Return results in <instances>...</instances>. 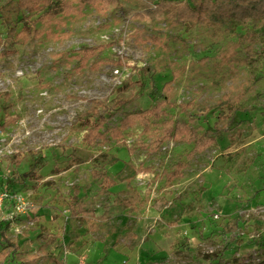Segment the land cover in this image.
<instances>
[{
	"label": "rangeland",
	"instance_id": "1",
	"mask_svg": "<svg viewBox=\"0 0 264 264\" xmlns=\"http://www.w3.org/2000/svg\"><path fill=\"white\" fill-rule=\"evenodd\" d=\"M158 1L86 6L38 24L48 36L7 43L18 51L0 56V127L16 121L0 131V191L11 196L0 264H264V25L176 24L148 13ZM1 6L5 39L3 19L19 31L28 14L17 0ZM85 48L99 49L81 69ZM225 95L241 100L234 114L219 105ZM93 100L101 106L90 118L109 121L104 139L84 147ZM157 104L149 131L112 136L126 113ZM177 122L216 144L193 158L185 141L155 147ZM105 177L116 182L107 193Z\"/></svg>",
	"mask_w": 264,
	"mask_h": 264
},
{
	"label": "trees",
	"instance_id": "2",
	"mask_svg": "<svg viewBox=\"0 0 264 264\" xmlns=\"http://www.w3.org/2000/svg\"><path fill=\"white\" fill-rule=\"evenodd\" d=\"M13 1V0H12ZM192 4L177 0H159L148 13L154 16H160L164 13L174 16L175 23L195 25L198 22L205 23L209 26L218 24V20L222 18H230L231 22L236 25H245L246 22L262 23L264 25V0H191ZM120 0H17V7L27 12L20 19L22 23L21 29L18 31L17 26H12L8 16L3 19V24L7 28L6 38L0 32V47L3 49L0 56L9 57L17 53V49H8L7 43L13 41L14 45H23L31 40L38 39L43 35H49L38 24L46 25L53 22L58 16L83 15L86 6H91L99 13H106L113 5L119 4ZM5 6L0 7V11H4ZM1 13V12H0ZM35 17V18H34ZM250 36V33H246ZM99 48H85L77 54L80 68L86 67L88 61L94 57ZM241 100L225 95L219 105L222 107L230 106V112L237 110V105ZM94 107L89 115L82 118V124L85 126L81 143L84 147H90L105 137V125L109 121L106 116H99L93 120L90 117L96 116L100 102L93 100ZM163 113L161 104L145 110H138L126 113L121 120L119 126L113 128L112 136L118 138L124 131L136 125L142 126L144 132L155 125V120L160 118ZM230 114V115H233ZM220 119H227L225 110H221ZM16 117L6 116V121L0 127V131H5L9 126L15 124ZM168 140L185 141L193 144L194 148L189 154L190 158L204 152L212 145L216 144L214 136L209 132L202 134L197 133L194 127L189 123L177 122L169 123L165 127L163 133L154 140L155 147H159L163 142ZM188 167V163H179L175 169L168 173L167 182L172 184L176 179L182 177L184 169ZM116 182L109 177H105L102 182V191L107 193L108 189L115 186ZM23 264V263H17Z\"/></svg>",
	"mask_w": 264,
	"mask_h": 264
},
{
	"label": "built area",
	"instance_id": "3",
	"mask_svg": "<svg viewBox=\"0 0 264 264\" xmlns=\"http://www.w3.org/2000/svg\"><path fill=\"white\" fill-rule=\"evenodd\" d=\"M11 196L6 193V192H2L0 191V211L3 209L5 203L8 201V199L10 198ZM18 201V208L20 209L21 207H23V201L21 198H17L16 199V202Z\"/></svg>",
	"mask_w": 264,
	"mask_h": 264
}]
</instances>
